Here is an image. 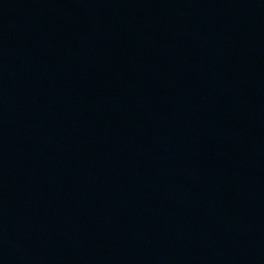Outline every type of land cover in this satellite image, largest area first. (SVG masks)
Masks as SVG:
<instances>
[{
  "label": "water",
  "instance_id": "water-1",
  "mask_svg": "<svg viewBox=\"0 0 264 264\" xmlns=\"http://www.w3.org/2000/svg\"><path fill=\"white\" fill-rule=\"evenodd\" d=\"M0 264H264V0H0Z\"/></svg>",
  "mask_w": 264,
  "mask_h": 264
}]
</instances>
